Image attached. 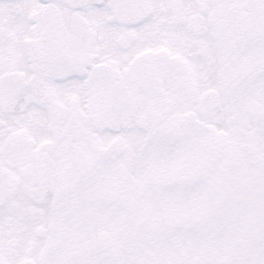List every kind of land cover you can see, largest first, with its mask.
<instances>
[{
    "label": "snow or ice",
    "instance_id": "obj_1",
    "mask_svg": "<svg viewBox=\"0 0 264 264\" xmlns=\"http://www.w3.org/2000/svg\"><path fill=\"white\" fill-rule=\"evenodd\" d=\"M0 264H264V0H0Z\"/></svg>",
    "mask_w": 264,
    "mask_h": 264
}]
</instances>
